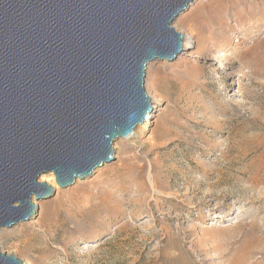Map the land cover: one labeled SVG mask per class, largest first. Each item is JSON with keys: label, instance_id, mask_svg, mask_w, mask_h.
I'll list each match as a JSON object with an SVG mask.
<instances>
[{"label": "rangeland", "instance_id": "1", "mask_svg": "<svg viewBox=\"0 0 264 264\" xmlns=\"http://www.w3.org/2000/svg\"><path fill=\"white\" fill-rule=\"evenodd\" d=\"M150 61L153 122L0 230L25 264H264V0H193ZM148 94V95H149Z\"/></svg>", "mask_w": 264, "mask_h": 264}, {"label": "water", "instance_id": "2", "mask_svg": "<svg viewBox=\"0 0 264 264\" xmlns=\"http://www.w3.org/2000/svg\"><path fill=\"white\" fill-rule=\"evenodd\" d=\"M192 0H0V227L113 159L151 112L150 61L173 60ZM0 264L21 260L0 249Z\"/></svg>", "mask_w": 264, "mask_h": 264}, {"label": "bare ground", "instance_id": "3", "mask_svg": "<svg viewBox=\"0 0 264 264\" xmlns=\"http://www.w3.org/2000/svg\"><path fill=\"white\" fill-rule=\"evenodd\" d=\"M193 1V0H192ZM191 1V2H192ZM190 2V3H191ZM190 3L187 5L189 6ZM187 8V7H186ZM185 8V9H186ZM184 9V10H185ZM183 10V11H184ZM183 11H181L179 14L183 13ZM182 52L184 51H188L189 49H192L193 47H195L196 45V40L194 39V37L192 36V34H183V38H182ZM148 92V91H147ZM149 94V93H148ZM149 97H150V102H151V105H152V109H151V112H149L148 116L146 117V119L143 121V123L141 125L137 124L135 125L133 131L127 135L126 137H120L122 139H127V138H130L132 137L138 130H143V129H146L152 122H153V118L155 116V111L157 110V106H158V99H156L155 96H152L151 94H149ZM37 180L38 181H42V182H45L47 184H50L51 186L54 187V189L56 190L58 185L55 181V177L53 175L52 172H42L38 175L37 177ZM32 200L37 204L38 206V202H36L37 200L34 199V197H32ZM37 210H38V207L36 208L35 210V213L29 217L28 220H31L35 217V214L37 213ZM16 224V223H15ZM14 225V224H13ZM12 226V225H11ZM6 227H0V230H4ZM21 264H25V260H22L21 261Z\"/></svg>", "mask_w": 264, "mask_h": 264}]
</instances>
